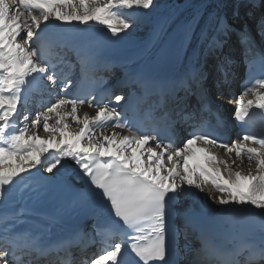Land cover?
<instances>
[{
    "label": "snow or ice",
    "instance_id": "1",
    "mask_svg": "<svg viewBox=\"0 0 264 264\" xmlns=\"http://www.w3.org/2000/svg\"><path fill=\"white\" fill-rule=\"evenodd\" d=\"M155 6V0H0V264H74V249L83 257L81 264H127L129 253L135 257L131 264H167L170 231L173 239L179 234L174 204L194 196L193 189L209 187L214 191L208 199L219 205L259 210L264 237V131L242 130L230 143L221 139L223 121L212 124L202 115L211 110L202 66L194 69L201 84L199 108L178 113L191 128L178 146L167 113L157 115L155 108L140 112L136 81L127 96L105 89L99 99L93 95L97 89L77 87L70 71L75 65L68 64L65 49L74 52L84 70L94 62L95 46L82 37L49 31L54 22L96 24L119 37L136 23L140 10ZM231 31L227 18L215 11L206 19L194 14L175 34L181 48L195 42L205 53L216 54L217 86L229 83L232 61L220 53ZM238 40L252 63L257 53L249 34L241 30ZM258 58L264 65V54ZM111 100L126 102L125 107H113ZM85 103L94 115H80ZM234 103L239 122L253 111L264 114V73L250 77ZM213 149H222L228 159ZM245 159L247 173L236 163ZM66 161L73 162L76 178L85 184L73 203L95 205L92 231L53 238L50 228L17 227L24 214L20 200L26 193L39 196L62 185L59 173ZM96 244L99 248L87 254ZM255 258L264 259V247Z\"/></svg>",
    "mask_w": 264,
    "mask_h": 264
},
{
    "label": "bare ground",
    "instance_id": "2",
    "mask_svg": "<svg viewBox=\"0 0 264 264\" xmlns=\"http://www.w3.org/2000/svg\"><path fill=\"white\" fill-rule=\"evenodd\" d=\"M200 1H203V3L198 6V9L188 11L191 9V5L197 2L199 3ZM155 5L156 6L152 8L151 11L145 12L144 10H140L142 15L137 19L136 23H134L130 29L121 33V35L128 38V43L124 46H116L114 49L115 53L122 57H129L131 55L129 64H132L133 66H144L149 63L157 51L164 45L170 34L176 31L185 21L191 19L194 14L199 13L206 19L209 13L219 11L221 14L226 16L231 11L232 0H155ZM203 10L205 11L202 13ZM201 23H203V21H201ZM49 30H87L100 32L102 34L109 33L106 28L100 25L90 24L85 26L78 23H73L71 26H67L54 22L49 25ZM200 51L201 50L195 42L191 45H186L183 48L180 47L177 54V61L179 63L188 62ZM138 53H140V55L134 58L133 56ZM222 53L220 55H222ZM127 63L128 62L120 64L119 67L121 68L126 66ZM114 64L119 65L117 62ZM83 112H88L89 115L95 114V111L88 109L86 106L81 107L80 115H82ZM108 130L111 131L112 129L108 128ZM96 131L98 132L99 130ZM115 131L123 130L115 129ZM213 151L216 152L218 157L228 159L224 153L218 152L217 150ZM202 155L203 154L201 153H197L198 157H202ZM232 159H235L234 154ZM236 163L239 165L238 170L247 173L250 166L246 159L243 163L240 161H236ZM251 167L254 171V165ZM73 168V162H65V167L62 168L59 173L63 182L62 185L57 188L83 185V180H78L76 178V175L72 170ZM40 171L42 172L43 170L41 169ZM43 175L48 176L47 173H44ZM33 177L38 178V174L33 173ZM209 191L214 190L210 189V187L206 188L204 192H199L198 190L193 189V192L196 193L194 196L181 197L174 204V206L179 214L193 212L195 215H198L204 220H214L218 223L214 227L204 230V232L213 236H222L229 230L235 227H240L243 223L251 226H257L251 236L243 238L238 242V244L250 246L251 250L255 253L261 247H264V237H262L259 226L260 216L262 215L260 211L251 206L241 207L237 205H219L216 201L208 199ZM62 224L63 223L61 222L58 224L52 223V221L40 216L23 215L20 217L17 227H30L37 230V228L40 227L53 228L55 226L59 227ZM186 232H188V230H186ZM197 232L198 229L193 227L192 230L187 233V238L185 239L187 241L180 244L184 253L187 248L194 245L192 242H188V240L195 241L198 238Z\"/></svg>",
    "mask_w": 264,
    "mask_h": 264
},
{
    "label": "rangeland",
    "instance_id": "3",
    "mask_svg": "<svg viewBox=\"0 0 264 264\" xmlns=\"http://www.w3.org/2000/svg\"><path fill=\"white\" fill-rule=\"evenodd\" d=\"M40 134L44 135V133H43V131H42V128H41V130H40Z\"/></svg>",
    "mask_w": 264,
    "mask_h": 264
}]
</instances>
